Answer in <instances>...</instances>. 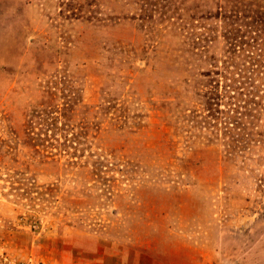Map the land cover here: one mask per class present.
<instances>
[{
    "label": "rangeland",
    "instance_id": "1",
    "mask_svg": "<svg viewBox=\"0 0 264 264\" xmlns=\"http://www.w3.org/2000/svg\"><path fill=\"white\" fill-rule=\"evenodd\" d=\"M226 8L0 0V264H264V115L228 96Z\"/></svg>",
    "mask_w": 264,
    "mask_h": 264
},
{
    "label": "trees",
    "instance_id": "2",
    "mask_svg": "<svg viewBox=\"0 0 264 264\" xmlns=\"http://www.w3.org/2000/svg\"><path fill=\"white\" fill-rule=\"evenodd\" d=\"M225 6L227 7L225 12L228 15H226L223 11H220V9H217V13L219 14L217 18L223 17L222 22H224L221 37L229 42L231 47L234 48L236 46V49L240 48L239 52L238 50L235 52L228 51V54L232 61H237L235 64H233V67L237 68L238 70L240 69V71H242V69L245 70V73L243 75L239 71L237 72L238 76H242L239 79L235 80V89L234 91L232 89V92L228 96L230 98L236 99L238 102L241 100L240 98L244 99L246 97V99L244 100L247 103L252 102L251 104L255 105L256 107L249 108L251 104H248V106H241L240 108H242V110L238 113L240 114V116L249 115L250 119L258 120V116L264 115V89L256 86L260 78L263 77L264 79V0H225ZM242 9L244 12H247V14L242 12ZM249 12H251L252 14H250ZM244 17L249 18V21L240 23L241 19H243ZM247 28H254L252 31L253 35H250L249 40H246L244 44L246 43L251 47V49L253 48L255 50L256 56L250 55L247 49L245 51L240 46V44H242L243 42L237 41L236 39L242 36L243 31L245 35V32L249 31ZM246 37L247 36H245L244 38ZM236 42H238L239 44H235ZM240 51H245V55ZM240 64L245 66V69L244 67L241 69V67L239 66ZM224 68V71H226L227 64L224 65ZM206 72H208L207 74H210L212 71L207 70ZM221 73V67H216V71L213 72V74H215L218 79L213 81L215 86H213V91L211 92V99L214 101V105H219V99L223 96V94L218 90L219 86H217V83L220 82L219 77L224 78V83H226V79L223 73ZM244 76L247 77L248 80H245ZM236 83H239L242 86L240 87L238 86L239 84L237 85ZM262 86L264 87V85ZM222 87V91L227 94L228 91H226L227 88H225V85H222ZM242 90H246V92L244 91L243 93H240V91ZM234 93L236 94L230 96ZM241 95L244 96V98ZM254 98H257L258 101H253Z\"/></svg>",
    "mask_w": 264,
    "mask_h": 264
}]
</instances>
